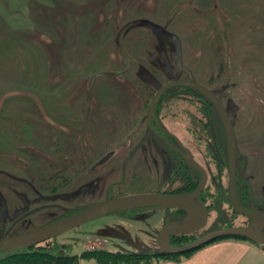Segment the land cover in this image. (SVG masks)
<instances>
[{
    "label": "rangeland",
    "instance_id": "obj_1",
    "mask_svg": "<svg viewBox=\"0 0 264 264\" xmlns=\"http://www.w3.org/2000/svg\"><path fill=\"white\" fill-rule=\"evenodd\" d=\"M156 1L154 4V0H0V239L62 220L107 197L131 195L154 187L157 180L153 185L151 177L147 179L142 170V178L137 179L122 172L120 165H126L127 144L145 136L155 90L180 79L193 78L207 84V76L219 67V61L226 64L224 77L229 88L223 95L236 133L238 172L250 182L254 203L264 209V0ZM184 13L191 14L190 25L178 23L179 15ZM162 18L172 20L167 30L178 36L166 33L161 35L163 42L180 47L178 52L172 50L167 54L163 44V62L167 67L169 62H181L177 54L183 52L185 63L195 62L192 66L195 74L171 68L161 70L157 77L150 68L155 59L149 57L142 34L151 30V39L155 38L150 23ZM212 32L227 33L228 37L216 38V43H212L215 50L204 53L202 39L207 38L208 44ZM217 46L222 48L220 55L216 53ZM128 68L130 71L123 79L104 75L94 82L91 114L83 137L97 148L104 144L100 139L105 133L109 141L99 152L102 156L109 151L117 155L96 170L94 166L87 169L79 179L61 187L54 198H45L49 197L45 187L39 188L35 176L31 178L27 173L28 165L22 162L28 160L26 149L37 155L47 151V137L44 132L39 135L36 132L37 137L34 132L37 126L23 124V119L32 120L34 104H45L48 110L57 112V117L63 113L74 120L87 113L90 103L87 89L94 74L122 73ZM179 96L178 90L167 94L161 107L162 120L193 151L199 163L209 173L212 170V176L216 175L204 146H199L192 134L191 119L196 117L201 101L191 94L186 98L194 103L186 105L178 101ZM125 100L129 102L124 103ZM123 104L130 106L131 115H138L136 122L124 126V134L123 125L116 124L111 116L121 115ZM184 106L191 113L181 119L178 111L186 109ZM197 116L200 117L199 111ZM110 134L116 136L112 146ZM165 171L169 172L168 166ZM155 175L162 176V170ZM222 180L227 186L226 170ZM171 182L175 184L167 187L172 188L170 192L182 187L179 177H173ZM84 187L86 191L71 195ZM189 199L196 203L194 196ZM169 220L189 225L191 218L177 210L126 209L52 238L53 252L75 255L103 248L158 252L159 233ZM209 220L208 226L198 231L200 234L225 222L233 225L249 222L227 203L213 210ZM260 236L264 238V232ZM83 264L97 262L85 259Z\"/></svg>",
    "mask_w": 264,
    "mask_h": 264
},
{
    "label": "trees",
    "instance_id": "obj_2",
    "mask_svg": "<svg viewBox=\"0 0 264 264\" xmlns=\"http://www.w3.org/2000/svg\"><path fill=\"white\" fill-rule=\"evenodd\" d=\"M155 3H157L156 0H154V4ZM179 16L180 17L178 18L177 21L180 25L185 24L187 26L191 24L189 19L191 14L184 13ZM140 20H142V18L137 21ZM152 21L154 22L150 23V27L153 29L152 33L155 38L151 39L152 37L150 35L151 30L150 32L148 31L147 33L143 32L142 35H144L143 37L146 38L145 41L147 42V47H148L147 49H149V53L147 51L146 53H148L149 57L155 59L153 61L152 66L150 67L153 70L154 74L158 77L157 74H160L161 70L163 72H166L171 68H172L171 70L182 69L184 71H187L188 73L195 74V71L193 70L192 67L195 62L191 61L185 63L183 52L181 54L180 52L177 54V56L180 55V57L182 58L181 62H169L168 67L165 65V62H163L162 60V53L164 52L163 51L161 52L163 44L166 46L165 53L167 54L172 50L175 51L177 50L176 52H178L180 47L178 46L177 48H174V46L172 47L169 42H163L161 37V35L165 36L164 34L169 33L167 27H170L172 21L171 19L162 18L159 21L157 20H152ZM169 34L174 35L175 33L172 32ZM216 34L217 35H215L214 32L211 33L208 39L209 42L208 44H207V38L202 39L203 41L202 43L204 44L203 46H201L203 49L202 52L210 54V49H212L213 51L215 50V48L212 47V43L213 42L216 43L217 40L216 38L228 37L227 33H216ZM174 37H178V36L174 35ZM221 49L222 48H219L217 46L216 48L217 55L221 54ZM130 65L131 63L129 64V66ZM225 65H226L225 62L219 61V67H217V69H215L214 71L210 72L209 75L207 76L208 77L207 84H203L200 82L198 83L203 84L204 86L211 89L221 99V101L226 107L224 101L225 96L223 95V91L225 92L228 90L229 82H227V80L224 77V75L226 74ZM223 77L225 80H223ZM191 80L196 81L193 78ZM214 86L219 88L220 91L219 92L215 91L212 88ZM158 89L155 90L154 95L156 94ZM88 90L89 89H87V92ZM172 90L180 91V96L178 98V101H181L186 105L187 104L193 105L192 104L193 100H189L188 98H186L188 97V95L191 94L197 95L201 101V106L199 108H196L197 110L195 112L196 117H192L193 119L191 120L193 121L192 124L194 126V130L192 134L197 140L199 146H204L205 155L206 157H209L212 160L217 173L216 175L212 176L211 174L213 173V171L211 170L212 173L211 172L209 173V171L200 163L208 173V182L204 187L202 193L200 194V200L205 204V206L208 209L209 219L213 213V210H217V208L219 209L221 206H223L226 203L229 204L230 208H232V210L239 216L240 214L236 212L235 209L232 207L230 200L229 172H228V136L220 112L217 106L213 103V101L209 99L206 95L202 94L201 92L190 86H178L171 88L161 98L156 110V115L153 120V124H161L167 128V126L162 120L161 107L163 105V101L165 100L167 94ZM37 99L38 97H36V100ZM43 100L44 98L42 97L41 103H44ZM127 102L129 101L125 100L124 103ZM121 107H122L121 115L113 114L111 116L115 119L116 124L123 125L121 129H124V131L122 132V134H124L126 132V128L124 126H126V124H128L129 122L131 123L136 122L135 118L138 115L136 114L131 115L132 111L130 106L125 107V105L123 104L121 105ZM184 107L186 109L183 108V111L182 110L178 111V114L180 113L182 114L181 119H184L183 118L184 114L191 113L190 110H187L186 106ZM33 110L34 111L32 112V116H33L32 120L30 121L27 119L26 120L23 119L22 123L23 124L29 123L34 126H37L35 127L34 132L35 133L37 132L38 135L44 132L43 136L47 137L46 140L48 145L46 144L45 147L47 151L39 153L37 155V153L36 154L29 153L28 149H26V156H28V160L23 161L22 163L28 165L26 168L29 176L32 178L34 175L35 181L39 183V188L45 187L46 190L45 194H47L46 196H50L51 197L50 199H52L54 198L55 194L58 191H60L61 187L69 184L72 181L79 179L87 169L95 166V164L99 160H101L103 156L99 151L105 148L104 144L108 143L109 140L106 139L105 137L106 134L104 133L105 135L104 138L102 139L101 136L102 140L100 139V141H102L104 144L99 145V147L97 148L94 147V144H89L84 140L83 137L87 134V131L82 134L81 132L86 114L82 116L77 114L79 115V117L76 116L74 120H71V117L68 118L64 116L63 113L61 116H59L60 115L59 113L58 114L59 117H57V112L55 113L54 111L48 110V107L45 106V104H43L42 106L34 104ZM45 111L47 113L44 115ZM198 111L200 113V117L197 116ZM121 129L119 131H121ZM37 133L36 136L39 137ZM101 135H103V133ZM121 137L123 136L121 135ZM114 138H116V136H112V134H110L111 146L116 143V140ZM81 140L83 141L81 142ZM52 144L56 146H53ZM53 154L54 156L58 155V157L54 158ZM239 158L240 156L237 148V162ZM224 170H226L228 174L227 186L224 185V182L222 180V175ZM174 177H179L183 182L182 187H180L178 190L173 192L179 194L194 193L199 188V186L202 184L203 181L202 172L192 164L189 165L188 164L184 165L183 163L179 164L177 166V170L176 173L174 174ZM212 186L214 187L213 194H211ZM237 194L241 205L244 206L245 208H250L249 206L253 204L250 195L251 194L250 182L248 180L246 181L243 177H240L238 170H237ZM195 200L197 204H199V200L196 198ZM164 210L168 211L170 209L165 208ZM177 211L186 213V211L181 209L180 210L177 209ZM77 212L79 211H76L75 213ZM71 215H73V213L70 214V216ZM176 223L181 224L179 220H176ZM225 226L233 227L234 225L231 222L230 223L225 222L224 225H220V227H225ZM207 231L209 230H205L203 232L206 233ZM200 232H196L193 234H173L170 237V243L173 247H180L186 245L196 240L200 236H202ZM226 239L248 240V238L237 237V236L221 238L209 244H206L197 250H193L185 254H165V253H161L160 251L154 253L122 252V251H110L103 248V249H93V250L87 249L82 251L80 254H75V255H60L53 252L55 245L53 244L52 239H49L45 242L24 249H16L10 252H1L0 264H81V261L84 259H93L97 262V264H159L161 261H167V260L180 262L184 259L190 258L196 251L210 244ZM253 243L258 246H261L264 249V244L255 243V242Z\"/></svg>",
    "mask_w": 264,
    "mask_h": 264
},
{
    "label": "water",
    "instance_id": "obj_3",
    "mask_svg": "<svg viewBox=\"0 0 264 264\" xmlns=\"http://www.w3.org/2000/svg\"><path fill=\"white\" fill-rule=\"evenodd\" d=\"M130 68L122 73H115L111 71H104L94 74L89 81V95L90 103L87 109L84 127H86L90 114L91 106L93 102V86L97 78L104 75H115L120 79H123L129 73ZM178 86H190L206 95L217 106L222 121L224 123L227 136H228V172H229V190L230 200L232 207L240 215H243L251 220L249 225L233 226L228 228H221L211 231L205 235L200 236L196 240L180 246L173 247L170 243V237L173 234H193L204 229L209 221L208 209L205 204L200 200V194L208 182V173L205 168L195 158L191 157L190 162L196 166L203 174V181L200 187L192 194H164V193H141L125 195L116 198L107 199L104 201L96 202L86 208H83L79 212L64 218L62 220L44 225L42 227L15 234L12 236L0 239V253L10 252L16 249H24L34 246L36 244L45 242L49 239L55 238L64 234L67 231L78 228L91 221L100 219L109 214L120 212L126 209H132L137 207H159L160 209H181L187 212L190 216L189 226L178 224L176 222H167L161 229L158 240L160 246V252L165 254H185L193 250H197L202 246L209 244L221 238L226 237H245L251 242L264 244V238L260 236L264 232V211L253 207L249 210L241 205L237 194V142L236 134L231 117L221 101V99L208 87L197 81L190 79L172 80L163 84L153 97L150 105V110L147 118L148 135L154 130L153 119L156 115L158 104L163 95L171 88ZM112 154H108L103 158L98 165L106 163ZM87 187L82 188L78 193L84 192ZM74 195V194H71ZM196 197L199 200V204L190 200L189 197Z\"/></svg>",
    "mask_w": 264,
    "mask_h": 264
},
{
    "label": "flooded vegetation",
    "instance_id": "obj_4",
    "mask_svg": "<svg viewBox=\"0 0 264 264\" xmlns=\"http://www.w3.org/2000/svg\"><path fill=\"white\" fill-rule=\"evenodd\" d=\"M89 119H90V117H89ZM84 121H85V119H84ZM146 126H147V132L144 133L145 134L144 137H141L140 139L135 140L137 142H134V140L131 139L132 141H130L127 144L126 149H128V150L126 152V158H125L126 165H120V167L122 168V172H126L128 175H130L131 178L133 177V179L142 178V174H141V170H142L143 173H145L147 175V179H149L151 177L153 185L155 184V180H157V183L154 187L152 186L150 189H148L146 191L133 192V193H131V195L132 194L149 193V192L164 193V194H179V193L167 192V191H171V189H172V188L169 189L167 187H174L175 183H172L171 180L173 179L174 174L176 173L177 166L179 164H182V163L184 165L185 164L186 165L192 164L189 159H191V157L195 158V155H194L193 151L190 150L179 139V137L176 134H174L173 132H170V130H168L164 125L153 124L155 131L153 130L149 135H148V124H147V122H146ZM86 131H87V125H86V127H84V123H83L81 134L86 132ZM110 153L112 154L111 158H113L115 155H117L116 153L109 151L105 156H103L101 158V160L103 158H105ZM101 160H99L97 162V165L94 166L95 167L94 170H96L98 167L103 166L105 164L104 163L102 165H98V163ZM195 160H196V158H195ZM182 161H184V162H182ZM237 165H238V162H237ZM167 166L169 167L168 173L165 171ZM117 167L118 166H116V168ZM236 167L238 170V166H236ZM161 170H162L163 175L156 177L155 172L156 171L161 172ZM161 184H162V186H160ZM250 187H251V185H250ZM76 193H78V192H75L72 194H76ZM250 195H251V200H252L253 204L251 206H249L250 208H247V209L252 210L253 207H256V208L259 207L257 209L264 211V209H262L261 206H259L257 204L254 205L255 203L253 201V196H252V194H250ZM120 196H124V195L113 196V197L110 196V197H107L106 199H103L100 201H104L107 199L116 198V197H120ZM45 198L50 199L51 197L49 196V197H45ZM138 208H142V207H137L136 209H138ZM143 208L144 209L156 208L158 210L165 211L164 209H159V207L146 206ZM82 209H78V210H82ZM170 210H177V209L170 208ZM178 210H180V209H178ZM247 219L249 220V222H248V224H244V225H249L251 223V220L249 218H247ZM167 222H176V220H169ZM244 225L241 224V225H234V226H244ZM228 227L229 226L212 227L209 231H207L206 233H204L202 235H205V234H207L211 231L217 230V229L228 228ZM202 230H200V231H202ZM3 238H5V237H3ZM3 238H1V239H3Z\"/></svg>",
    "mask_w": 264,
    "mask_h": 264
},
{
    "label": "crops",
    "instance_id": "obj_5",
    "mask_svg": "<svg viewBox=\"0 0 264 264\" xmlns=\"http://www.w3.org/2000/svg\"><path fill=\"white\" fill-rule=\"evenodd\" d=\"M159 264H264V249L248 240L226 239L210 244L180 262L167 260Z\"/></svg>",
    "mask_w": 264,
    "mask_h": 264
},
{
    "label": "bare ground",
    "instance_id": "obj_6",
    "mask_svg": "<svg viewBox=\"0 0 264 264\" xmlns=\"http://www.w3.org/2000/svg\"><path fill=\"white\" fill-rule=\"evenodd\" d=\"M186 227L189 226V225H185Z\"/></svg>",
    "mask_w": 264,
    "mask_h": 264
}]
</instances>
